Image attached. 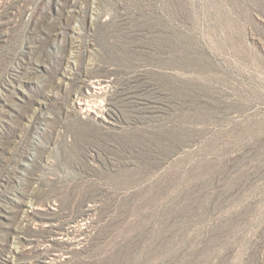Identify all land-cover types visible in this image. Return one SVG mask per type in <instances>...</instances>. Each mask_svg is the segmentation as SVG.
I'll list each match as a JSON object with an SVG mask.
<instances>
[{"label": "rangeland", "instance_id": "obj_1", "mask_svg": "<svg viewBox=\"0 0 264 264\" xmlns=\"http://www.w3.org/2000/svg\"><path fill=\"white\" fill-rule=\"evenodd\" d=\"M14 261L264 264V0H0Z\"/></svg>", "mask_w": 264, "mask_h": 264}, {"label": "bare ground", "instance_id": "obj_2", "mask_svg": "<svg viewBox=\"0 0 264 264\" xmlns=\"http://www.w3.org/2000/svg\"><path fill=\"white\" fill-rule=\"evenodd\" d=\"M136 89V88H135ZM86 95H94V96H97V95H104L105 97L108 98V96H111L113 93H114V89H112V83L110 80H101V79H94L91 83H90V86L87 87L86 89ZM91 98V97H90ZM86 99V98H85ZM89 99V98H88ZM95 99V98H94ZM97 99V97H96ZM109 99V98H108ZM80 100V99H79ZM82 100V99H81ZM81 100L79 102H81ZM84 101V100H83ZM94 102L93 103H89L87 100L86 102L84 101V104L86 105L85 108L83 107V109H86L88 112H93L95 113L97 116L99 117H104L107 119L106 117V113L107 111H110V108L111 106L109 107L110 103L107 104V102L104 101V99H98V100H93ZM134 101V100H133ZM83 104V105H84ZM152 105V104H151ZM149 107V106H148ZM82 108V106H81ZM150 108H153V107H150ZM87 114V113H86ZM96 116V117H97ZM103 118V119H104ZM111 119V118H110ZM111 122V120H110ZM109 122V123H110ZM31 206V205H30ZM32 207V206H31ZM20 239V238H19ZM45 245V244H44ZM47 247V246H46ZM21 249V248H19ZM48 249V248H47ZM48 252V250H46ZM45 251V252H46ZM44 252V250H43ZM50 253V252H49ZM47 253V254H49ZM17 255V254H15ZM55 255L53 254V257ZM52 257V256H51ZM14 258V257H13ZM16 258V256H15ZM21 258V257H20ZM41 258V257H40ZM39 259V257H38ZM52 259V258H51ZM12 260V259H11ZM14 260V259H13ZM12 260V261H13ZM16 260V259H15ZM27 260V259H26ZM41 260V259H40ZM54 260H55V257H54ZM31 261V260H30ZM21 262V261H20ZM33 263V262H32ZM14 264H19L17 262L14 261ZM38 264V263H37ZM40 264V262H39Z\"/></svg>", "mask_w": 264, "mask_h": 264}]
</instances>
